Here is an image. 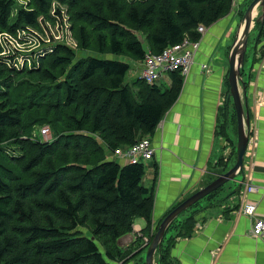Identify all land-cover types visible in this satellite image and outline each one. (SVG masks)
<instances>
[{
  "label": "trees",
  "instance_id": "obj_1",
  "mask_svg": "<svg viewBox=\"0 0 264 264\" xmlns=\"http://www.w3.org/2000/svg\"><path fill=\"white\" fill-rule=\"evenodd\" d=\"M54 2L67 5L79 49L99 56L77 58L67 42L41 40L43 23L55 25L64 16L60 9L52 13ZM251 2L245 1L241 15ZM233 5L234 0H0V264H115L147 250L159 225L151 234L155 188L143 184L146 163L110 155L155 133L185 78L180 70L168 73L165 89L159 80L128 82L129 58L143 61L148 51L200 39L199 26L224 18ZM253 32L242 68L247 86V61H257L264 23L256 22ZM226 83L228 95V76ZM230 104L238 134L232 99ZM230 112L229 104L219 108L218 136H228ZM45 125L52 129L49 140L35 136ZM233 155L236 161V144ZM200 203L169 225L156 264H176V240L192 236L196 225L194 212L181 218ZM137 218L147 226L122 247L119 240L133 232Z\"/></svg>",
  "mask_w": 264,
  "mask_h": 264
},
{
  "label": "crops",
  "instance_id": "obj_2",
  "mask_svg": "<svg viewBox=\"0 0 264 264\" xmlns=\"http://www.w3.org/2000/svg\"><path fill=\"white\" fill-rule=\"evenodd\" d=\"M245 1L235 0L227 16L207 27L178 99L151 135L155 153L146 161L145 181L143 178V184L155 188L151 234L180 201L236 162L233 153L238 134L231 117L226 79L232 45L242 28L239 10ZM256 59L247 63L249 68L252 65L247 75L251 127L245 172L226 183L217 196L200 200L181 218L194 212L196 225L192 236L176 240L172 249L176 264H264V241L251 235L254 218L243 214L244 205L254 203L256 217L264 218V42L258 44ZM225 104L231 110L228 136H218V112ZM242 180L254 183L258 190L248 192ZM239 186V191L228 195ZM146 226L145 219L137 218L133 232L123 236L120 245L128 246ZM146 254L147 251L115 264H142Z\"/></svg>",
  "mask_w": 264,
  "mask_h": 264
},
{
  "label": "water",
  "instance_id": "obj_3",
  "mask_svg": "<svg viewBox=\"0 0 264 264\" xmlns=\"http://www.w3.org/2000/svg\"><path fill=\"white\" fill-rule=\"evenodd\" d=\"M256 22L264 23V0H252L248 5L241 21V26L243 28L242 34L240 36L239 33L237 34L229 56L228 81L230 84V92L228 94V101L231 99L233 100L238 121L236 162L228 171L218 175L216 179L180 201V203L164 217L157 227L153 240L147 247L145 264H156V251L164 239L166 230L175 218L190 209L210 193L223 187L229 181L236 180L237 175L245 166L244 160L249 143L251 123L248 107L249 89L243 79L242 68L246 61L249 39Z\"/></svg>",
  "mask_w": 264,
  "mask_h": 264
},
{
  "label": "built area",
  "instance_id": "obj_4",
  "mask_svg": "<svg viewBox=\"0 0 264 264\" xmlns=\"http://www.w3.org/2000/svg\"><path fill=\"white\" fill-rule=\"evenodd\" d=\"M206 26H199L198 31L201 38L193 41L189 38L181 42L166 47L163 51L153 53L148 51L142 61V72L140 78L147 83L152 84L160 80L166 73L180 70L184 78H187L196 61V53L200 47L201 39L206 32ZM207 68V65L203 66ZM50 127L43 126L40 131V139L49 140ZM43 137V138H42ZM155 147L151 140V135L144 136L134 144L127 147L116 148L112 156L121 162L140 163L146 162L153 158ZM248 192L257 191L258 188L254 183L245 182ZM257 205L246 203L243 207V214L254 218L250 232L253 237L264 241V218L256 217ZM148 241V239H146Z\"/></svg>",
  "mask_w": 264,
  "mask_h": 264
},
{
  "label": "rangeland",
  "instance_id": "obj_5",
  "mask_svg": "<svg viewBox=\"0 0 264 264\" xmlns=\"http://www.w3.org/2000/svg\"><path fill=\"white\" fill-rule=\"evenodd\" d=\"M235 1V0H234ZM61 6V7H60ZM60 6L57 4V2H54V6H53V14L56 13V11L58 9H60V11L63 12L64 16L61 17L60 15L57 16L58 18V21L56 22L55 25H51L49 23L47 24H44L43 23V26H44V29H46V33L43 34V33H38L37 35L39 37H41V40L44 41V42H48V41H54V40H57V41H64V42H67L71 47L77 49V58L81 57V56H89V55H95V56H99V53L94 51V50H84V49H79V46H78V42L77 40L74 38L73 36V33L71 31V26H70V23L68 20V17H67V14H66V11H67V5H62L60 3ZM247 9V8H246ZM232 11V10H231ZM246 11V10H245ZM239 13H240V18L243 17V15H241V10H239ZM60 18V19H59ZM64 20V22H63ZM63 24H62V22ZM231 42L229 41L228 42V46L229 48L231 47ZM130 59V63H131V70L127 73V76H126V81L128 82H132V80L134 78H138L140 77L139 76V71L142 72V61L141 60H138V59H133V58H129ZM248 61H250V59H248ZM247 61V63H248ZM140 72V73H141ZM247 80L249 79L247 74L244 76ZM159 83L162 85V88L165 89L167 88L169 85H170V79L168 77V74L166 73L160 80H159ZM45 126H49V125H45ZM43 128L42 127H39L36 129L35 131V136L40 138L39 135H40V131L41 129ZM50 131L51 133H49V138H52L53 136V133H52V129L50 128ZM43 138V137H42ZM236 138V137H235ZM237 140H238V137H237ZM237 142V141H236ZM237 145V143H236ZM110 158H116L112 155H110ZM146 163V162H145ZM148 164L146 163V166L145 168H147ZM146 177V175H145ZM145 177H144V181H145ZM158 226V225H157ZM156 226V227H157ZM132 243V242H131ZM130 243V244H131ZM129 244V245H130ZM147 242L145 241L144 239V244L140 247L142 248L144 245H146ZM128 245V246H129ZM127 247V246H126ZM146 251V249H145ZM145 261H146V258H145Z\"/></svg>",
  "mask_w": 264,
  "mask_h": 264
},
{
  "label": "bare ground",
  "instance_id": "obj_6",
  "mask_svg": "<svg viewBox=\"0 0 264 264\" xmlns=\"http://www.w3.org/2000/svg\"><path fill=\"white\" fill-rule=\"evenodd\" d=\"M242 30H243V28H241L240 33H239V36L242 34Z\"/></svg>",
  "mask_w": 264,
  "mask_h": 264
}]
</instances>
